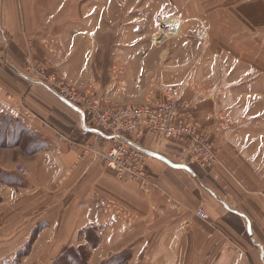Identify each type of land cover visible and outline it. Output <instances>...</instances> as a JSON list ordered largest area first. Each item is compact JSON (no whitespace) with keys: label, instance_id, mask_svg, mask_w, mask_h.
I'll use <instances>...</instances> for the list:
<instances>
[{"label":"crops","instance_id":"1","mask_svg":"<svg viewBox=\"0 0 264 264\" xmlns=\"http://www.w3.org/2000/svg\"><path fill=\"white\" fill-rule=\"evenodd\" d=\"M76 1L0 0V63L8 59L23 68L28 39L47 62L57 55L46 46L52 36L61 37L65 47L68 40L75 41L67 32L96 31L99 24L87 27L81 22L82 16L95 15L97 7L89 9L90 3L83 2L78 9ZM235 5L230 22L237 30L264 33V0ZM8 72V80L0 75V138L6 133L2 143L11 139L14 144L0 145V254L16 253L14 246L23 240L47 234V244L63 241L64 248L55 254L60 255L81 230L92 229L99 235L92 259L108 250L107 260L130 251L128 264H159L153 256L156 261L163 257V264H264V135L256 134L258 126L249 120L227 126L219 92L195 91L204 128L220 133V165L206 170L194 164L192 177L150 159L148 170L156 186L143 190L85 154L89 136L80 130V112ZM224 110L235 111L227 106ZM57 133L68 141H59ZM141 141L152 150L160 148L157 140ZM161 147V153L174 160L181 145L169 142ZM9 151H18L19 158L3 161L1 153ZM17 162L33 165L25 166L31 172L19 173L13 167ZM51 180L61 190L59 202L50 197L58 190ZM199 210L205 219L197 216ZM9 248L13 250L5 251Z\"/></svg>","mask_w":264,"mask_h":264},{"label":"rangeland","instance_id":"2","mask_svg":"<svg viewBox=\"0 0 264 264\" xmlns=\"http://www.w3.org/2000/svg\"><path fill=\"white\" fill-rule=\"evenodd\" d=\"M244 1L81 0L79 4L77 0L75 4L78 9L83 2L90 3L89 9L97 7L95 15L82 16L81 22L87 27L89 23L99 24L96 31L67 32V38L75 41L70 44L68 40L65 47L61 37L57 40L54 37L58 35L52 36L46 46L48 51L56 52L57 55L47 59V62L39 58L33 39H28L22 50L24 67L19 68L6 59L0 63L4 70L0 69V75L8 80L9 71L29 88L41 87L30 80L45 79L57 91L63 90L72 96L77 93L88 98L93 94L114 107L162 102L172 88L179 89L187 100L199 105L196 101L199 95L195 91L211 89L221 94L218 99L220 106L235 110L226 113L223 108H219L227 118V126L234 128L237 121L249 120L258 126L255 133L264 135V33L254 36L243 28L237 30L238 27L230 22L231 9L234 10L235 4ZM165 18L172 29L171 22L178 24L177 34L174 30L172 34L164 29L160 20ZM2 51L0 58L3 56ZM41 69L48 70L46 74L50 76H41ZM11 83L15 84L14 81ZM212 135L219 154L218 167L223 151L221 136L219 132ZM5 136L6 133L2 134L0 145L11 148L14 144L11 139L9 144L2 143ZM1 154L3 161L19 158L18 151ZM25 166L33 165L17 162L13 167L17 171L23 169L27 176L31 170ZM51 183L58 190L57 193H49L50 197L59 202L61 190L52 180ZM119 210L122 212L118 214L123 215L124 208L119 207ZM80 232L75 243L69 242L60 255L55 254L63 241L58 240L56 246L47 244L46 234L37 240L36 237L29 241L23 240V244L20 242L22 245L14 246L18 249L16 253L0 254V264H128L130 251L112 256L110 260H107L108 250L102 251L103 255L94 257V254L92 259V249L99 243V235L92 229ZM49 246L52 247L51 254L55 256L48 255ZM12 250L9 248L5 251ZM151 258L155 263H165L163 257L159 261H156L155 256Z\"/></svg>","mask_w":264,"mask_h":264},{"label":"built area","instance_id":"3","mask_svg":"<svg viewBox=\"0 0 264 264\" xmlns=\"http://www.w3.org/2000/svg\"><path fill=\"white\" fill-rule=\"evenodd\" d=\"M166 19L160 22L172 33ZM46 71L41 69L39 74L48 75ZM30 81L81 113L80 130L90 137L84 145L86 153L94 154L102 165L116 173L118 179L135 182L143 190L156 186L148 170L150 159H160L167 167L192 177L196 176L194 164L212 170L218 163L216 140L213 132L202 124L199 105L187 100L179 89H170L162 102L114 107L91 93L89 98L77 93L72 96L63 90L57 91L45 79ZM56 138L61 142L68 141L58 133ZM142 138L157 140L160 148L169 142L179 143L181 148L173 161L184 164H175L153 153L161 152L160 148L153 151L141 141ZM19 172L24 176L27 174L23 169ZM197 214L206 218L203 210Z\"/></svg>","mask_w":264,"mask_h":264},{"label":"bare ground","instance_id":"4","mask_svg":"<svg viewBox=\"0 0 264 264\" xmlns=\"http://www.w3.org/2000/svg\"><path fill=\"white\" fill-rule=\"evenodd\" d=\"M170 21H172L171 19H170ZM167 22V21H166ZM171 23H173V27H174V29H172V33H173V30H174V33L175 34H177V32H178V24L177 23H174V22H171ZM162 42V41H161ZM160 42V43H161ZM159 43V42H158ZM154 151V150H153ZM153 153H157V154H160V155H162V156H164L161 152H153ZM85 154H88V155H91V156H93V157H95V155L94 154H92V153H89V152H85ZM153 156H154V154H152ZM165 157V156H164ZM158 160H160V159H158ZM170 160V159H169ZM162 161V160H161ZM171 162H173V163H175V164H184V163H179V162H175V161H173V160H170ZM163 163H164V161H162ZM165 164V163H164ZM124 181V180H123ZM132 182V181H131ZM135 183V182H134ZM137 184V183H136ZM156 185V184H155ZM199 211H201V210H199ZM199 211H197V213L199 212ZM197 216H198V214H197Z\"/></svg>","mask_w":264,"mask_h":264}]
</instances>
